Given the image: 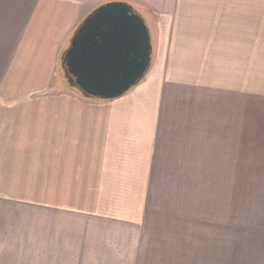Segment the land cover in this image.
I'll return each mask as SVG.
<instances>
[{
    "label": "crops",
    "instance_id": "0c3cea01",
    "mask_svg": "<svg viewBox=\"0 0 264 264\" xmlns=\"http://www.w3.org/2000/svg\"><path fill=\"white\" fill-rule=\"evenodd\" d=\"M110 2L151 26L152 65L87 99L61 56ZM255 71L264 0H0V264H264Z\"/></svg>",
    "mask_w": 264,
    "mask_h": 264
},
{
    "label": "water",
    "instance_id": "95a60500",
    "mask_svg": "<svg viewBox=\"0 0 264 264\" xmlns=\"http://www.w3.org/2000/svg\"><path fill=\"white\" fill-rule=\"evenodd\" d=\"M152 60L148 23L124 2L103 4L89 14L61 56L68 83L85 98L101 101L119 99L138 86Z\"/></svg>",
    "mask_w": 264,
    "mask_h": 264
},
{
    "label": "rangeland",
    "instance_id": "374dc122",
    "mask_svg": "<svg viewBox=\"0 0 264 264\" xmlns=\"http://www.w3.org/2000/svg\"><path fill=\"white\" fill-rule=\"evenodd\" d=\"M149 28L151 30V26L150 25H149ZM151 33H152V38H153V30H151ZM155 42H156V40H155ZM154 44H153V47H154ZM255 66H256V64H255ZM254 81H255V90H256V88H259V89H261L262 87L264 88V78H261V72L260 71H255V80ZM65 85H66V83H65Z\"/></svg>",
    "mask_w": 264,
    "mask_h": 264
},
{
    "label": "trees",
    "instance_id": "16d2710c",
    "mask_svg": "<svg viewBox=\"0 0 264 264\" xmlns=\"http://www.w3.org/2000/svg\"><path fill=\"white\" fill-rule=\"evenodd\" d=\"M60 66H61V72H62V80L67 84L68 87L71 89L77 90L73 85L68 83V78L66 77V66L62 61H60ZM78 91V90H77Z\"/></svg>",
    "mask_w": 264,
    "mask_h": 264
}]
</instances>
